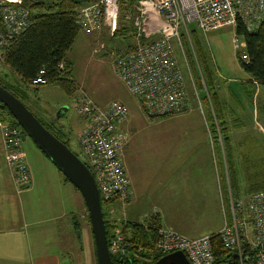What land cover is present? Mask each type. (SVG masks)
I'll return each mask as SVG.
<instances>
[{
    "label": "built area",
    "instance_id": "built-area-1",
    "mask_svg": "<svg viewBox=\"0 0 264 264\" xmlns=\"http://www.w3.org/2000/svg\"><path fill=\"white\" fill-rule=\"evenodd\" d=\"M52 1L55 0H0V59L29 28L31 6ZM263 15L264 0H90L77 9L76 22L80 31L89 37L103 32L112 37L121 18L134 28L137 40L143 32L154 33L149 42L137 41L120 53L111 67L138 101L143 116L153 119L185 114L192 109L189 98L197 89L185 57L183 32L189 33V29L195 28L206 35L226 27L235 31L238 21L246 31L254 32ZM232 44L234 49H241L237 52L239 58L247 61V54L235 34ZM30 84L48 85L44 68ZM74 109L83 122L78 142L92 166L100 202L110 209L113 204L123 207L130 196V180L121 161L128 138L121 126L128 121L129 108L120 101L101 107L83 96L74 104ZM0 134L4 161L13 173L14 184L20 191L30 189L32 176L21 147V130L0 123ZM227 204L226 213L222 203L223 225L216 233L222 247L236 255L238 264H264V190L245 197H234L230 190ZM157 237L156 242L146 246L126 238L118 228L107 244L108 252L122 264H156L160 258L176 251H181L190 264H217L212 234L189 237L166 228L158 230Z\"/></svg>",
    "mask_w": 264,
    "mask_h": 264
},
{
    "label": "rangeland",
    "instance_id": "rangeland-1",
    "mask_svg": "<svg viewBox=\"0 0 264 264\" xmlns=\"http://www.w3.org/2000/svg\"><path fill=\"white\" fill-rule=\"evenodd\" d=\"M128 9H130V6H128ZM129 25L130 24L123 19L120 20L121 27ZM135 34L136 32L134 30L133 36L130 38H122L119 36L111 37L107 32H103L99 36L88 37L80 31L71 50L67 53L68 57H70L69 59L73 62L72 77L77 84V91L72 96H67L62 90L53 85L39 86L37 88L30 86L28 90H24L26 96H20L22 102L30 109L35 117L45 124L50 122L51 117L55 118L60 108H64L65 112L57 120L62 126L61 134L66 135L69 149L74 154H77L79 159L83 162H86V160L77 139L78 132L83 128V122L77 110L74 109V104L83 96L89 97L100 106H105L112 101L124 102L129 108L130 115L127 121L128 123L125 125L127 127L121 130L129 133V141L126 148H124L121 161L129 171L131 182L132 178L137 175V180H135V183L133 182L132 186L137 192L139 201L140 214L138 215V221L144 222L145 217L156 212V210H160L162 222L163 216L164 222L165 216H167L168 219L172 221L180 220L188 224V226H185V230L186 235L189 237H200L217 233L223 225L222 202H219L217 205L212 202L209 209H206L204 213L202 210L191 208L190 203L194 205L197 204L196 187L191 185V178L185 179L182 177V182L180 184V178L173 174L171 158L165 155L168 143L170 145L177 143L178 150H180L184 143L182 135L183 130H178L175 124H184L186 122L185 120H200L203 122L200 115L197 113H189L148 119L141 113L138 101L129 94L113 73L111 68L112 62L120 53L128 50L137 41L146 43L154 37V33L143 32V36L139 37L137 40ZM234 34L235 31L230 27L215 32L211 38H209L210 35L201 34L199 31L196 33L191 32V29H189V33L183 32L182 42L185 50V57L189 61H195L200 76V80L195 76L193 78V75L191 76L197 93L194 94V96L190 95V106L192 109H197L208 123L212 119L210 115L212 114L214 116L209 97L206 96V98H201L202 93H206L207 91L204 78L199 68V63L195 60V44L197 40H201L207 47L216 70L217 78L215 85L219 100L224 108H248L250 112L249 116L251 117L249 123L252 124H249V126L255 129L252 130L245 127L238 130L231 128L233 125L232 122L235 121V117L229 112L226 113V119L228 122H231V126L230 123H228L227 126V134L230 131L228 135L231 146L232 142L235 145L241 146L238 149V151H241V155L236 158V154L234 158V156H232L233 154H231L233 167H235L237 173H239L238 180L240 182L242 181L244 172L245 179L248 178L247 175L249 173L253 172V174H257L258 176H256L258 179L257 182L264 184V181H261L264 180V155L262 154L260 159H257L251 148H249V145L241 143L253 131L257 132V135H255L256 140L258 137L260 138V131L264 132V114L261 112V108L264 106V91L256 82H252L251 79H244V72L238 67V54L236 55V52H241V49H234L231 43ZM239 43L241 42L239 41ZM101 45H103V49H101ZM179 62H183L181 57L179 58ZM16 81L17 77L14 73L0 62V83L5 85V82L13 84ZM189 91H191V88H189L188 92ZM237 114L238 118L243 119L244 122L247 121L245 115L240 112ZM45 116L50 117H47L49 118L47 120ZM45 127L50 126L45 125ZM216 130H218V138L221 140V131L219 132L218 126H216ZM58 136H61L59 132ZM192 136L196 142L202 139L199 129L193 132ZM21 147L27 158L29 168L34 170L36 174L43 176L45 175L43 170L49 168L53 171L55 176L62 178L61 173L46 159L31 139L26 137L25 140L21 142ZM244 147H246V149ZM216 150V157L218 154L221 165L224 166L225 161L222 141H220L219 147H216ZM211 158L213 166L215 169H218L215 155H212ZM234 159L235 161H233ZM237 163L240 164L239 169ZM223 166L221 167L223 168ZM180 174L182 175V173ZM215 174L216 172H214V176L215 183H217L216 179L218 176ZM141 176L147 177V186L142 184ZM219 177L221 178V180L219 178V183L223 194L221 201H223L224 198V201L227 202L228 192L230 191L228 185L230 178L227 177L225 166L223 175L221 172L219 173ZM155 193L161 194L168 199L166 203L167 208L154 209L156 205L155 199L152 201L147 200V196ZM174 194H176L178 198L182 196L185 197V200L180 202L184 204L186 208L174 209L175 207L172 205ZM34 209L38 210L39 205L34 206ZM42 212L46 219V223L44 224V226H46V233L52 234L55 223H48L47 221H53L55 215L51 214L48 210H42ZM105 212L107 214L108 210H105ZM202 213L203 215L200 216ZM84 215L83 219L80 218V216L78 217V224L75 227L76 232L73 233L75 246L73 245L72 250H69V255L66 252H62L60 256L61 264H96L94 241L88 213L86 214L85 212ZM107 215V219L112 223L114 221L115 224L122 223L124 219L126 221L133 220L137 216H130L129 213L125 215L120 212H114L113 210L110 215ZM118 228L120 229V227ZM78 232L79 235L77 234ZM52 242H54V236H52V238L48 236L46 245L51 249H55Z\"/></svg>",
    "mask_w": 264,
    "mask_h": 264
},
{
    "label": "crops",
    "instance_id": "crops-1",
    "mask_svg": "<svg viewBox=\"0 0 264 264\" xmlns=\"http://www.w3.org/2000/svg\"><path fill=\"white\" fill-rule=\"evenodd\" d=\"M146 26L147 25L145 23L143 28L145 29ZM221 29L223 28L212 31L206 35H210L209 38H211L215 32ZM69 58L70 57H68V59ZM239 69L244 72L240 67ZM243 77L246 80H250V76L245 72ZM120 83L123 85L121 81ZM122 103L125 104L124 102ZM107 105L101 107H106ZM228 112L234 114L235 117V121L232 122L233 125L231 128L240 130L247 127L249 129L255 130L249 126V124H252L249 123V119H251V117L249 116L250 112L248 111V108H226V113ZM238 112L247 117L246 122H244L243 119L238 118ZM189 113L199 114L203 122L200 120H185L186 122L184 124L180 125L176 123L175 125L177 129L183 130L182 135L184 143L180 150H178L177 143H173L171 145L168 143V148L165 155L171 158L173 174L180 178V184L182 182V177L185 179L191 178V185L196 187L197 204L194 205L190 203V207L197 210H202L204 213L206 209H209L212 202H214L216 205L219 202H222L221 200L223 195L221 193L222 188L220 187L219 183L220 177L217 173V169H215L213 166V161L211 158L212 155H215V158H217L218 161L219 156L217 154L216 157L215 154L217 147L216 143L214 144L210 142L208 122L201 116L197 109H191L190 112L185 114ZM47 117L50 116H45V118ZM48 119L49 118H47V120ZM236 119L239 120L237 124ZM57 120L58 118L55 116V118L51 117L50 121L53 122L55 126L58 124L60 125ZM126 123L121 126L122 130L124 127H127L125 126ZM228 123H230L231 126V122H228L226 119L227 126ZM198 129L202 139L199 142H196V140L194 141L193 139L192 133L198 131ZM80 131L78 132V135ZM259 134L260 138L258 137L256 140L255 135H257V132L253 131L243 142H241L244 145H249V148H251L254 156L257 157V159H260L262 154L264 155V132L260 131ZM127 135L128 143L129 133H127ZM61 137L66 139V135L65 137L61 135ZM127 143L125 144L124 148H126ZM240 147L241 146L235 145L232 142L234 155L237 154L236 158L241 155V151H238ZM244 148L246 149V147ZM217 161L216 165L218 166ZM237 167L239 169L240 164L237 163ZM125 170L129 178V171L127 167ZM234 171L238 182L236 192L238 197H244L250 192L251 188L254 187V184L259 183L257 182L258 176L252 172L249 173L247 175L248 178L245 179L244 172L242 175V181L240 182L238 180L239 173H237V169H234ZM214 172H216L215 175L218 176L216 179L217 183H215ZM30 173L32 176L31 188L20 191L13 182V173L5 164L4 146L0 134V264H61L60 256L62 252H66L69 255V250H72L73 245L75 246L73 233L76 232L75 227L78 224V217L80 216V218L83 219L85 216L84 213H88L87 209L78 191L70 183L65 182L62 176V178L55 176L53 171L49 168H45L43 170V173H45L43 176L36 174V172L31 169ZM180 173H182V175ZM136 178L137 175L132 178V182L129 178L131 195L129 204L126 208V213H129L130 216L137 215L131 221L140 224L143 223L145 225L147 222H149V217L151 215L149 214L147 217H145V221L143 220L144 222L138 221V215L140 214L139 201L137 198V192L132 186L133 182L135 183V180H137ZM141 179L142 184L147 186V177L141 176ZM173 198L174 201L172 205L175 207L174 209H182V207H185V205L181 203L185 200V197L182 196L181 198H178L177 195L174 194ZM153 199L156 201V205L154 207L155 210L167 208L166 203L168 202V199H166L165 196L158 193L147 196V200L152 201ZM36 205H39L38 210L34 209V206ZM42 210H48L51 214L55 215V219L53 221H47L48 223H55L52 234L46 233V226H44L46 219L45 216H43L44 213ZM154 213L159 216L161 226L170 228L186 235L185 226H188V224H185L180 220L172 221L171 219H168L167 216H165V222L163 216L162 222L160 210H156ZM203 213L200 216H202ZM48 236H50V238L54 236V242H52V244L55 249H51L46 245V239Z\"/></svg>",
    "mask_w": 264,
    "mask_h": 264
},
{
    "label": "trees",
    "instance_id": "trees-1",
    "mask_svg": "<svg viewBox=\"0 0 264 264\" xmlns=\"http://www.w3.org/2000/svg\"><path fill=\"white\" fill-rule=\"evenodd\" d=\"M89 1L90 0H55L48 3L32 5L29 28L8 49L2 59H0V62H2L14 73V75L17 77V81L13 84L5 82V85L0 83V86L12 93L22 102L21 97L26 96V92L24 90H28V88L32 86L30 84L31 80L37 75L40 69L44 68L46 71L48 85L56 86L67 96H72L77 91V84L72 78L73 63L70 59H68L67 53L71 50L80 32L76 22L77 9L86 5ZM122 2H124V0H122ZM125 9H127V7H124V10ZM120 20L118 22V28L112 37L119 36L122 38H130L133 36L134 28L131 27V25L121 27ZM191 32L196 33L197 30L192 28ZM235 34L243 45L242 49L248 57L247 61H242L240 58L238 59L239 67L250 76L252 82H256L257 85L260 86L264 91V15L262 22L254 32L246 31L244 25L238 21L235 27ZM195 60L199 63V68L205 82L204 84L207 88L206 93L203 92L201 98H206V96L209 97L210 105L212 106L214 112V116L212 114L210 115L212 119L208 123L210 142L214 144L216 143V146L219 147V143L222 141V149L224 151L225 161L224 166L227 171V177L230 178L228 185L232 195L234 197H238L236 192L238 182L237 178L235 177V167H233L232 164V156L235 158V155L231 146L229 135L227 134L226 108L224 111V106L218 98L215 85L217 78L216 70L210 58L209 51L201 40H197L195 44ZM187 62L193 78L195 76L200 80L195 61H189L187 59ZM60 64L62 65V68L59 67ZM261 112L264 114V106L261 108ZM39 121L44 127L45 125L50 126L45 128L68 147L67 140L61 136V138L58 136V132L60 135H62L61 126L59 124L55 126V124L51 121L48 124L43 123L41 120ZM238 121L239 120L236 119V124ZM0 123H6L9 126L18 127L21 130V134L25 135L22 128L1 103ZM216 126L219 128V132L221 131V140L218 138V130H216ZM62 136L65 137V134ZM231 154L233 155L231 156ZM75 155L79 158L77 154ZM85 160L86 162H82L90 170H92V166L86 157ZM233 161H235V159ZM217 163V170L219 173L222 172L223 175L224 166L221 165L220 158H218ZM221 166H223V168ZM62 177L64 178L65 182H68L63 175ZM254 190H264V184H254V187L251 188L250 192L246 196H248ZM129 201L130 196L127 202L122 204L123 207H121L119 204H113L112 209L106 208L101 202L103 218L106 227L107 244H109V241L111 238H113L115 230L118 229V227H120L124 236L131 239L132 241L146 246L153 244L158 239V230L167 228L161 226L159 216L154 212L150 214L151 216L149 217V222H147L145 225L143 223L140 224L131 220H128L125 224H123L124 221L122 223L115 224L114 221L112 223L107 219L106 215H110L112 213L110 210L126 215V208L129 204ZM222 203L224 204V210L227 213L228 204L226 201H224V198ZM105 210H108L107 214ZM211 242L217 257V263L238 264L237 260L233 258V255L229 254L222 247L219 237L216 233L212 234ZM111 260L112 264H122L120 260H117L114 257H112Z\"/></svg>",
    "mask_w": 264,
    "mask_h": 264
},
{
    "label": "water",
    "instance_id": "water-1",
    "mask_svg": "<svg viewBox=\"0 0 264 264\" xmlns=\"http://www.w3.org/2000/svg\"><path fill=\"white\" fill-rule=\"evenodd\" d=\"M0 103L22 128L26 137L45 155L51 164L79 192L88 212L91 232L94 241L96 264H112L108 252L106 227L99 193L91 170L59 139L47 130L32 112L12 93L0 86ZM64 108H60L56 118L62 116ZM79 235V232L77 233ZM236 255L233 254V258ZM156 264H190L181 251L168 254ZM219 264V263H217Z\"/></svg>",
    "mask_w": 264,
    "mask_h": 264
}]
</instances>
